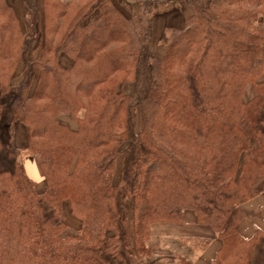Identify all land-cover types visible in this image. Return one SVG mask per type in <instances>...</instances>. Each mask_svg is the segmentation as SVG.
<instances>
[{
    "label": "trees",
    "instance_id": "obj_1",
    "mask_svg": "<svg viewBox=\"0 0 264 264\" xmlns=\"http://www.w3.org/2000/svg\"><path fill=\"white\" fill-rule=\"evenodd\" d=\"M125 1L23 0L19 18L0 0V264H134L152 253L151 224L188 210L222 241L216 264H264V231H237L264 192V0H182L190 13L158 55L151 3Z\"/></svg>",
    "mask_w": 264,
    "mask_h": 264
},
{
    "label": "rangeland",
    "instance_id": "obj_2",
    "mask_svg": "<svg viewBox=\"0 0 264 264\" xmlns=\"http://www.w3.org/2000/svg\"><path fill=\"white\" fill-rule=\"evenodd\" d=\"M23 0H7L9 4L12 5L14 8V11L16 15L21 18L23 16L24 10H23ZM33 4L37 5L39 8H41V3L42 0H32ZM63 2H67L69 0H62ZM115 1V0H114ZM126 2V1H125ZM131 2H126V4L129 6V8L134 9L137 6V3H132ZM151 3V12L153 15V43L151 47V52L154 55L160 54L162 52L160 48V39L164 36L168 35V29L169 28H174V27H182L185 23V18L189 15L190 10L188 8L187 2L178 0V1H169V2H153V1H148ZM264 8V5H263ZM98 14L97 11L92 13L90 16L87 17V20L93 19L96 15ZM257 24L259 27V24L262 25L264 28V12L263 9L260 13V15L257 18ZM260 28V27H259ZM261 29V28H260ZM262 30V29H261ZM263 32V31H262ZM264 33V32H263ZM264 45V44H263ZM263 48V47H262ZM39 52L35 51L34 56H38ZM60 62L68 66L71 64V59L65 56L64 54L61 55ZM16 74L19 73L20 79L23 77V65L22 63H18L16 66ZM15 69V70H16ZM15 72V71H14ZM14 74V73H13ZM12 80V77H11ZM13 82V80H12ZM124 91L127 94H132L133 93V84L132 82H128L124 86ZM252 96V89L251 86L248 85L245 88V93L243 95L244 101L248 100ZM60 119L63 123L68 124L70 127L74 128L75 124L70 120V118L67 115H62L60 116ZM141 127V119L140 116H137L136 122H135V132H138ZM25 128V129H24ZM21 132V138L22 141L27 143V141L24 138V135H26L27 139V130L26 127L22 124H17L15 125L13 129V133L15 131ZM13 133H12V138H13ZM17 136V134H16ZM13 143L14 141L16 144L18 143L17 140L12 139ZM24 143V144H25ZM15 145V144H14ZM23 145V143L21 144ZM19 144H17L15 147L17 148ZM25 148L19 150L18 152V160L21 161L24 164L25 170L27 175L34 179L37 183V189L40 191L45 187V182L44 178L39 175L37 172V169L34 165V161L32 156L24 150ZM121 156L118 157L117 159V165H118V170L120 169V164H121ZM118 170L116 171L118 173ZM115 180H118V175H115ZM264 192L254 196H263L262 199H259L256 202V205L249 209V217H252L254 219L255 224L257 227H263L264 226ZM259 196V197H260ZM255 199V198H254ZM129 205V204H128ZM65 220L68 224V229L67 231L70 233H73L77 229L80 228L81 226V220L74 215H72L70 211L69 204H65ZM132 217L130 215V224H131ZM157 223H167L166 225H157L155 229L152 231L151 238L150 237V229H149V235L148 239L146 241V244L148 246V241L150 242L149 247L152 251L151 255L149 257H145L143 261H138L133 259L134 264H191L192 258L196 257V254H192L187 258L184 256L185 254H191L186 251V248L179 242L174 241L172 238H169L163 245H161L158 241V234L159 232L165 230V231H173L174 229L178 228L179 230H182L186 234H192V233H197V227L195 223V217L192 211L188 210L185 212V221L183 223H169V222H157ZM155 224V223H153ZM151 224V225H153ZM151 228V226H150ZM206 229V227H204ZM208 228V227H207ZM208 230V229H207ZM210 230V229H209ZM130 232H132V229L130 228ZM212 233V231L210 230ZM211 235V234H210ZM213 236V235H211ZM209 236V238L211 237ZM205 238L203 237L199 239L197 242L198 249H202L203 247L206 246L207 243H205ZM192 257V258H191ZM212 264H216V261L212 260Z\"/></svg>",
    "mask_w": 264,
    "mask_h": 264
},
{
    "label": "crops",
    "instance_id": "obj_3",
    "mask_svg": "<svg viewBox=\"0 0 264 264\" xmlns=\"http://www.w3.org/2000/svg\"><path fill=\"white\" fill-rule=\"evenodd\" d=\"M263 12H264V8H263ZM259 27L264 32V28L262 27V25L259 24ZM263 53H264V45H263ZM16 71H17V69L15 70L14 74L12 75L13 83L18 82L20 79L19 73L16 74ZM16 134H17V136H16ZM24 138L27 141L26 135H24ZM13 139L17 140V142H18L17 144H19V146H17V148L23 149L26 147V143L22 141L21 132H20V136H19L18 130L13 133ZM22 143H23V145H21ZM14 144H15V146L17 145L15 141H14ZM33 161H34V159H33ZM34 165H35V162H34ZM35 167H36V165H35ZM36 169H37V167H36ZM37 172H38V170H37ZM259 196L253 197L241 205V209H242L245 217L238 224L237 231L244 238L250 237L257 229L264 231V226L263 227H257V225L254 222V219L252 217H249V211H248L249 209H251L252 207H254L256 205V202L259 199H262L263 196L262 195L260 197ZM263 216H264V214H263ZM166 224L167 223H155V224L151 225L149 240L151 238L152 231L155 229V227H157V225H166ZM196 225H198V226H196L197 227L196 228L197 233H192V234H186L185 232H183L182 230H179L178 228L174 229L173 231L163 230V231L159 232V234H158V241L161 245H163L169 238H172L174 241L181 243L186 248V251L188 253L191 252L190 255L185 254L184 256L189 258V256H191L192 254H196L195 258L191 257L192 258L191 264H212V260L213 261L215 260L216 254L221 247L222 241L216 236V234L213 232V230L211 228H209L208 226L199 225L197 223H196ZM204 227H206V229ZM209 229L212 231V233L210 232ZM210 234L213 236H211ZM209 236H211V237L209 239V242H207L206 246L203 247L202 249H198L197 242L199 241V239H201L203 237L209 238ZM149 243L150 242L148 241V246L151 247Z\"/></svg>",
    "mask_w": 264,
    "mask_h": 264
},
{
    "label": "water",
    "instance_id": "obj_4",
    "mask_svg": "<svg viewBox=\"0 0 264 264\" xmlns=\"http://www.w3.org/2000/svg\"><path fill=\"white\" fill-rule=\"evenodd\" d=\"M133 1L169 2V1H178V0H133Z\"/></svg>",
    "mask_w": 264,
    "mask_h": 264
}]
</instances>
